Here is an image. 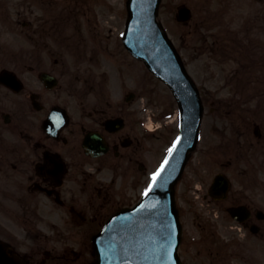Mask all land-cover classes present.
Masks as SVG:
<instances>
[{
  "label": "flooded vegetation",
  "instance_id": "1",
  "mask_svg": "<svg viewBox=\"0 0 264 264\" xmlns=\"http://www.w3.org/2000/svg\"><path fill=\"white\" fill-rule=\"evenodd\" d=\"M91 10V0H0L2 264H96L92 236L134 205L155 173L153 135L116 99L111 37L80 22ZM246 120L238 186L231 181L224 198L211 194L214 176L229 168L236 176L241 158L223 162L209 146L187 177L186 189L197 191L181 210L184 264H264V125ZM236 229L251 251L239 263Z\"/></svg>",
  "mask_w": 264,
  "mask_h": 264
},
{
  "label": "water",
  "instance_id": "2",
  "mask_svg": "<svg viewBox=\"0 0 264 264\" xmlns=\"http://www.w3.org/2000/svg\"><path fill=\"white\" fill-rule=\"evenodd\" d=\"M159 3L160 0H130L131 15L125 41L138 56L146 58L156 73L174 88L181 103L182 133L171 157L155 180L151 193L134 213L130 212L129 217L142 220L133 230L144 233L150 231L157 244V256L162 253L168 262L178 264L177 245L181 227L174 206L173 184L182 172L188 152L195 146L201 107L193 83L156 20ZM121 220L120 216L114 218L97 244L105 264H117L115 247ZM105 242H111L114 248L110 250Z\"/></svg>",
  "mask_w": 264,
  "mask_h": 264
},
{
  "label": "rangeland",
  "instance_id": "3",
  "mask_svg": "<svg viewBox=\"0 0 264 264\" xmlns=\"http://www.w3.org/2000/svg\"><path fill=\"white\" fill-rule=\"evenodd\" d=\"M120 1L123 4V12H120L119 5L117 7L113 6V9H111L109 7L111 2L108 1L107 8L103 7L98 16L102 25H112L115 30L117 26L118 33L122 29V25L124 28L128 17L126 9L127 0ZM181 4L188 5L193 11L192 20L186 24L189 26L179 23L175 18L177 9ZM94 6L99 7L100 5L97 3ZM248 7L250 9L251 6L243 4L240 0H234V2L233 0H162L159 19L166 27L177 48L183 53V58L188 59V69L191 74L194 77L197 76V79L202 76L204 78L207 77L206 79L209 81H211L213 74L219 75V81H212L208 85L210 87L209 92L207 90V96H209L208 110H210L213 95H215L214 99L218 102L231 100L232 94L227 87V80L229 78V71L234 67L230 60L224 58L225 52L221 50L217 52L214 42L215 35H220L223 30L213 27L214 25L222 24L246 25V19L251 17L253 21L252 25H260L261 28V25H264V17H262L264 12H260L259 9L260 7H264V4L256 5L258 10H249ZM223 17L224 19H222ZM213 34L215 35L213 36ZM246 40L248 41L249 38L246 37ZM186 43L189 48L185 51L183 47ZM133 83L138 84L141 96L145 95L146 100L151 99L150 107L156 111L157 115L163 109L170 111L172 108L175 109L177 107L170 88L149 73V70L143 67L141 62L140 72L138 71ZM213 114L214 116L206 117V139L212 142H220L222 140L221 137L229 139L232 136L230 128L232 121L219 118L221 117V113L219 112ZM214 121H218L221 127V137H213L211 134L212 125L215 124Z\"/></svg>",
  "mask_w": 264,
  "mask_h": 264
},
{
  "label": "snow or ice",
  "instance_id": "4",
  "mask_svg": "<svg viewBox=\"0 0 264 264\" xmlns=\"http://www.w3.org/2000/svg\"><path fill=\"white\" fill-rule=\"evenodd\" d=\"M176 143L178 144L179 143V139L176 141ZM175 149V144L173 145V148L172 149H169V154H171L172 153V151ZM163 169H161V171H162ZM159 175H160V172H157L154 176H153V181L155 182V180L157 179V177H159Z\"/></svg>",
  "mask_w": 264,
  "mask_h": 264
}]
</instances>
